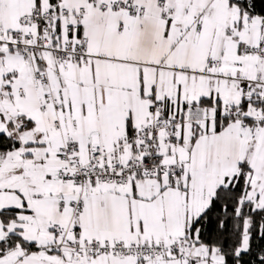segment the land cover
<instances>
[{"label": "snow or ice", "instance_id": "obj_1", "mask_svg": "<svg viewBox=\"0 0 264 264\" xmlns=\"http://www.w3.org/2000/svg\"><path fill=\"white\" fill-rule=\"evenodd\" d=\"M0 264H264V0H0Z\"/></svg>", "mask_w": 264, "mask_h": 264}]
</instances>
